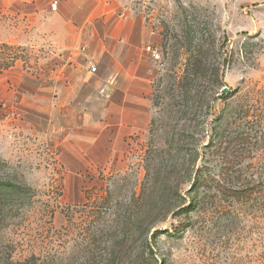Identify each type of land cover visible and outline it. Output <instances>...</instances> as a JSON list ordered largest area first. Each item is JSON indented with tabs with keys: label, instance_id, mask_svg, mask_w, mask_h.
<instances>
[{
	"label": "rangeland",
	"instance_id": "374dc122",
	"mask_svg": "<svg viewBox=\"0 0 264 264\" xmlns=\"http://www.w3.org/2000/svg\"><path fill=\"white\" fill-rule=\"evenodd\" d=\"M52 1L0 0V264H264V0Z\"/></svg>",
	"mask_w": 264,
	"mask_h": 264
},
{
	"label": "crops",
	"instance_id": "0c3cea01",
	"mask_svg": "<svg viewBox=\"0 0 264 264\" xmlns=\"http://www.w3.org/2000/svg\"><path fill=\"white\" fill-rule=\"evenodd\" d=\"M116 2L119 0H62L58 3L57 9L53 11V15L60 24L69 25L77 30L88 25L95 26L99 29V40L102 41V38L109 32L108 30L122 26L130 15L128 11L125 12L118 8ZM110 19L113 21L110 22ZM109 36L113 37L111 34ZM128 40L132 42L131 37L122 38L125 44H131ZM132 122V124L129 123L130 129L134 126L133 124H136L135 121Z\"/></svg>",
	"mask_w": 264,
	"mask_h": 264
},
{
	"label": "built area",
	"instance_id": "2783aa9c",
	"mask_svg": "<svg viewBox=\"0 0 264 264\" xmlns=\"http://www.w3.org/2000/svg\"><path fill=\"white\" fill-rule=\"evenodd\" d=\"M59 1H60V0H53V1H52V3H51V9H52L53 11L57 9ZM147 50H150V46L147 47ZM151 52H152L153 55L155 56V54H156L155 50H152ZM90 69H91L92 71H95V70H96L95 66H91Z\"/></svg>",
	"mask_w": 264,
	"mask_h": 264
},
{
	"label": "trees",
	"instance_id": "16d2710c",
	"mask_svg": "<svg viewBox=\"0 0 264 264\" xmlns=\"http://www.w3.org/2000/svg\"><path fill=\"white\" fill-rule=\"evenodd\" d=\"M187 78L189 79L190 77H187ZM163 183H164V182H163ZM163 183H162V184H163ZM163 186L166 188V191L170 190L169 185H167V184L164 183ZM174 193L176 194V191H175V192L173 191V194H174ZM171 198H172V197H171ZM171 200H172V199H171ZM169 204H172V203L169 202ZM150 226H151V225H149V226L147 225V227H146L145 230L149 231L150 228H151Z\"/></svg>",
	"mask_w": 264,
	"mask_h": 264
},
{
	"label": "water",
	"instance_id": "95a60500",
	"mask_svg": "<svg viewBox=\"0 0 264 264\" xmlns=\"http://www.w3.org/2000/svg\"><path fill=\"white\" fill-rule=\"evenodd\" d=\"M226 90H227V88H226V87L222 88V89H221V93H225V92H226Z\"/></svg>",
	"mask_w": 264,
	"mask_h": 264
}]
</instances>
